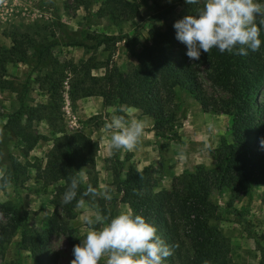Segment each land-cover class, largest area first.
Wrapping results in <instances>:
<instances>
[{
	"label": "trees",
	"instance_id": "trees-1",
	"mask_svg": "<svg viewBox=\"0 0 264 264\" xmlns=\"http://www.w3.org/2000/svg\"><path fill=\"white\" fill-rule=\"evenodd\" d=\"M172 1L179 5L181 14L168 22L164 15L157 16V21L164 22L163 29L148 30V44L138 52L133 50L134 35L108 36L87 31L73 35L59 25L66 46L80 47L91 55L102 47L108 53L103 62H97L93 56L77 63L58 61L50 52L47 36L27 26L25 30L14 27L9 47L0 46V92L13 94L17 103L16 109L4 116L0 128L3 130L0 165L7 168L9 185L13 189L29 179V168L33 170V179L42 187L52 186L51 213L47 228L41 231L27 225V212L20 205L0 203L3 220L0 222V251L17 234V248L28 252L34 264H56V257L49 250L50 236L60 233L66 236L71 247L75 244L69 234L71 230L66 227L75 217L76 201L67 205L61 203L70 177L84 168L87 183L98 189L95 170L98 144L82 131L67 134L64 130V84L70 109L78 100L96 96L100 98L102 108L113 106L116 115L122 114L121 107L138 110L151 120L154 136L167 142L178 140L176 130L180 118L184 117L183 110H178L174 104V89H179L185 91L202 112L230 117L228 138L220 137L212 150L213 168L197 165L191 172L173 178L168 190L155 191L151 167L135 170L128 165L123 170L128 156L119 160V151L113 153L109 143L104 164L110 172L111 186L117 197L112 205L106 206L97 198L95 205L102 214L115 216L118 214L117 200L152 223L168 245L178 244L165 264H203L205 259L212 264H231L229 241L211 224L218 219V211L210 201V194L228 191L231 203L242 197L249 199L253 188L264 190V146L260 143L264 138V93L261 95L264 88V32L261 48L256 52L249 51L246 56L221 53L213 48L209 54L202 52L198 61H190L186 45L176 39L173 25L185 15L195 14L203 0L197 5H188L185 0ZM258 2L264 3V0ZM73 3L88 14L93 0H73ZM138 8L136 0H99L95 16L107 18L117 25L121 21H132ZM118 42H123L135 61L132 69L125 73L111 61L113 46ZM17 63L28 70L23 80L7 75V66ZM95 69H102V75H91ZM197 70L202 71L211 89L226 96L215 100L206 94ZM33 86L43 95V103H32L29 93ZM34 122H43L53 137L39 133ZM39 142L51 143L43 165L36 163L37 160L32 163L27 160ZM11 149L24 159L23 163ZM87 183L81 185L80 192L86 190ZM90 209L95 212L96 207ZM256 247L260 253L258 264H264V248L258 244Z\"/></svg>",
	"mask_w": 264,
	"mask_h": 264
},
{
	"label": "rangeland",
	"instance_id": "rangeland-1",
	"mask_svg": "<svg viewBox=\"0 0 264 264\" xmlns=\"http://www.w3.org/2000/svg\"><path fill=\"white\" fill-rule=\"evenodd\" d=\"M99 0H93L89 13L82 7H76L73 0H0V46L9 47L13 28L25 30L27 26L47 36L51 44L50 52L58 61H71L77 63L85 61L93 56L97 62L107 60L108 53L102 47L98 48L93 55L86 53L80 47H70L64 44L59 32V25L66 31L77 35L81 31L108 36H131L134 35L133 50L138 52L148 44L147 31L152 29L161 31L164 22L157 21V16L164 15L168 22L175 16L181 14L178 4L169 0H136L138 12L132 21H121L112 24L107 18L95 16V10ZM153 18V19H151ZM111 61L119 71L125 73L132 69L135 64L133 57L123 42L113 46ZM198 77L202 82L206 94L215 100L224 98L226 95L216 89H211L209 83L204 80L201 70H197ZM28 73L26 66L13 64L7 66V75L23 80ZM102 69L91 71V75H102ZM66 86L64 84V102L62 107L65 133L82 131L92 141L98 144L95 156V170L97 173L98 189L108 186L111 189L112 200L103 198L102 205H112L117 197L111 186V175L106 170L104 160L108 157V144L110 134L105 129L106 119L116 114L115 108L101 107L99 97L91 96L78 100L70 109L66 97ZM264 93V88L261 95ZM32 103H43L44 97L39 94L33 86L29 93ZM174 104L178 110H183L184 117L180 118V126L177 128L178 140L166 141L154 136L151 131V120L142 116L138 110L132 109L131 113H122L147 122L141 146L138 150H120L117 154L119 160L128 156L123 170L130 165L135 170L150 166L154 190H168L172 179L183 172H191L200 165L206 169L214 166L212 150L218 145L220 137L228 138L230 117L213 112H202L197 103L183 90L174 89ZM17 103L14 95L0 92V128L3 126L4 116L16 109ZM37 131L49 138L53 135L43 122H34ZM167 145H164V144ZM50 142H39L28 154L27 160L32 163L43 165L44 156L50 148ZM11 152L16 155L21 163L24 159L18 156L15 149ZM29 179L19 188L13 189L9 185L6 189H0V203L20 205L27 212V225L37 231L47 228V219L51 213L49 205L52 186L42 187L41 183L33 179V170H27ZM210 201L217 206L218 219L211 221L221 234L228 239L230 245L231 264H258L260 253L256 244L264 248V190L253 188L249 199L242 197L237 201L229 203L228 191L210 194ZM229 203V205H228ZM118 213L127 211L126 205L115 201ZM89 207L74 209L75 217L67 222V229L75 244L80 243L88 231L84 223L85 214L94 215ZM3 221L0 216V222ZM99 227V226H97ZM18 235L12 236L0 251V264H34L28 252L17 248ZM74 247V246H73ZM66 236L60 233L50 236L49 250L56 257V264H70L72 260V248ZM107 256L102 257L99 264H106ZM264 260V257H263Z\"/></svg>",
	"mask_w": 264,
	"mask_h": 264
},
{
	"label": "clouds",
	"instance_id": "clouds-1",
	"mask_svg": "<svg viewBox=\"0 0 264 264\" xmlns=\"http://www.w3.org/2000/svg\"><path fill=\"white\" fill-rule=\"evenodd\" d=\"M200 2L185 0L188 5ZM173 27L176 39L186 45L190 61H198L202 52L209 54L213 48L221 53L246 56L249 51L256 52L261 48L264 3L258 0H203L202 7L197 8L195 14L178 19ZM119 111L131 113L133 110L121 107ZM146 127L147 122L143 119L113 114L105 121V129L110 134V149L113 153L138 150ZM260 143L264 146V138ZM86 183L84 168L76 171L61 199L64 205L76 201V209L96 207L94 215L84 216L88 231L81 242L74 245V259L70 264H99L104 256H107L106 264H165L178 244L168 245L152 223L130 209L115 216L102 214L95 202L97 198L112 200L111 189L108 186L97 189L87 183L86 190L80 192L81 185ZM9 184L8 170L0 165V189H6ZM203 264L212 262L205 259Z\"/></svg>",
	"mask_w": 264,
	"mask_h": 264
}]
</instances>
